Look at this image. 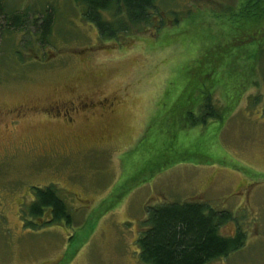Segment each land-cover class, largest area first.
I'll return each instance as SVG.
<instances>
[{
  "label": "rangeland",
  "instance_id": "374dc122",
  "mask_svg": "<svg viewBox=\"0 0 264 264\" xmlns=\"http://www.w3.org/2000/svg\"><path fill=\"white\" fill-rule=\"evenodd\" d=\"M241 1L165 0L162 24L112 41L74 0H2L26 17L0 14V264H144L147 207L186 202L246 235L210 264H264V0ZM207 101L221 117L192 126ZM49 186L71 223L26 228Z\"/></svg>",
  "mask_w": 264,
  "mask_h": 264
},
{
  "label": "trees",
  "instance_id": "16d2710c",
  "mask_svg": "<svg viewBox=\"0 0 264 264\" xmlns=\"http://www.w3.org/2000/svg\"><path fill=\"white\" fill-rule=\"evenodd\" d=\"M74 1L82 8L84 20L97 28L100 37L112 41L118 40L125 33L147 31L144 28L152 25L153 19H159L162 24L160 6L166 4L165 0ZM256 2L242 0L238 14L249 13ZM0 14L8 32L23 27L26 12L8 9L0 0ZM42 18L40 23H34L35 34L36 42L45 46L49 44L53 14L46 11ZM19 53L17 50L16 54ZM207 102L208 105L204 104L199 110L198 119L194 120V114L188 117L192 126L206 124L208 116L221 117L219 111L211 112L210 109L214 107ZM33 196L35 200L23 211L27 218L24 220L26 228L36 230L64 221L71 223L68 207L53 187L34 188ZM146 213L144 229L137 240L139 258L144 264H210L230 256L245 244L246 235L241 228H237L232 236L222 234L223 228L235 220L233 215L229 211L214 210L204 203L150 206ZM47 214L50 218L44 220Z\"/></svg>",
  "mask_w": 264,
  "mask_h": 264
},
{
  "label": "flooded vegetation",
  "instance_id": "af4514ba",
  "mask_svg": "<svg viewBox=\"0 0 264 264\" xmlns=\"http://www.w3.org/2000/svg\"><path fill=\"white\" fill-rule=\"evenodd\" d=\"M75 111V110H74ZM67 114H70V111H67Z\"/></svg>",
  "mask_w": 264,
  "mask_h": 264
}]
</instances>
